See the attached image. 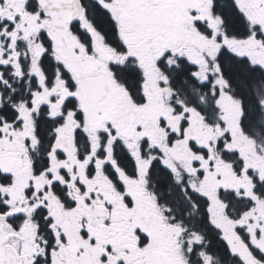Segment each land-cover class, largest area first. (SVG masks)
Returning <instances> with one entry per match:
<instances>
[{
	"label": "snow or ice",
	"instance_id": "obj_1",
	"mask_svg": "<svg viewBox=\"0 0 264 264\" xmlns=\"http://www.w3.org/2000/svg\"><path fill=\"white\" fill-rule=\"evenodd\" d=\"M0 264H264V0H0Z\"/></svg>",
	"mask_w": 264,
	"mask_h": 264
}]
</instances>
